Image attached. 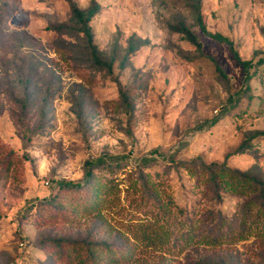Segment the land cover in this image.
<instances>
[{"label": "rangeland", "instance_id": "374dc122", "mask_svg": "<svg viewBox=\"0 0 264 264\" xmlns=\"http://www.w3.org/2000/svg\"><path fill=\"white\" fill-rule=\"evenodd\" d=\"M261 58L264 0H0V264H264Z\"/></svg>", "mask_w": 264, "mask_h": 264}, {"label": "trees", "instance_id": "16d2710c", "mask_svg": "<svg viewBox=\"0 0 264 264\" xmlns=\"http://www.w3.org/2000/svg\"><path fill=\"white\" fill-rule=\"evenodd\" d=\"M96 11H97V6L90 7L87 12L79 9L78 7H73L72 8V15H73L74 20L79 24L80 31L83 33V35L85 36V38L87 40V43L90 46L91 53H92V56H93L95 62H97L98 64H105L107 67H109V64L104 63L99 59L96 46L93 43V35L91 32V27H90L89 21H90L91 17L95 14ZM182 30L185 33L188 40H190L196 46H200V42L198 41L197 37L191 31H189L186 28H183ZM238 60L241 63V65L243 66L244 70L247 72V68L250 65L251 61L250 60H241L240 58H238ZM260 60L264 61V58H261ZM245 76L247 79L248 75L246 74ZM118 88L120 91V95L122 96V99L126 103H129V99L127 97V94L121 88V84L119 81H118ZM100 164H101V158L86 160L85 164H84V180L91 179V177L93 176V169L100 166ZM57 187H58V191L61 189L75 190V188L81 187V184L78 182L74 183L73 181L62 179V180L58 181ZM262 192H264V183H262ZM53 242H54V244L59 245L58 240H53ZM91 253H92V251L89 250L88 255H90ZM77 262L79 264H82L84 262V259L79 258Z\"/></svg>", "mask_w": 264, "mask_h": 264}, {"label": "built area", "instance_id": "2783aa9c", "mask_svg": "<svg viewBox=\"0 0 264 264\" xmlns=\"http://www.w3.org/2000/svg\"><path fill=\"white\" fill-rule=\"evenodd\" d=\"M46 184H47V182H46ZM21 245H22V243H20Z\"/></svg>", "mask_w": 264, "mask_h": 264}]
</instances>
